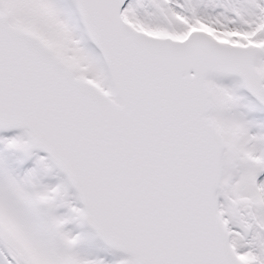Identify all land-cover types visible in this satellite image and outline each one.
<instances>
[{"label":"snow or ice","instance_id":"6c2138e0","mask_svg":"<svg viewBox=\"0 0 264 264\" xmlns=\"http://www.w3.org/2000/svg\"><path fill=\"white\" fill-rule=\"evenodd\" d=\"M0 264H264V0H0Z\"/></svg>","mask_w":264,"mask_h":264}]
</instances>
